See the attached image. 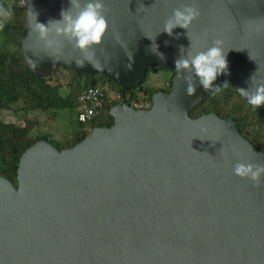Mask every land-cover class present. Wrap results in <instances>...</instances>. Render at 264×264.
I'll return each mask as SVG.
<instances>
[{"label": "water", "instance_id": "obj_1", "mask_svg": "<svg viewBox=\"0 0 264 264\" xmlns=\"http://www.w3.org/2000/svg\"><path fill=\"white\" fill-rule=\"evenodd\" d=\"M87 2L26 0L23 50L36 74L65 64L134 88L150 68H175L215 39L224 42L227 73L205 90L191 69L178 70L150 108L121 102L112 126L72 147H29L18 185L0 174V264H264V174L255 182L233 170L264 165V151L232 118L190 115L219 86L254 92L264 83V0H103L108 29L85 52L55 21ZM187 5L199 17L164 32ZM36 22L48 26L43 38ZM256 109L264 118V105Z\"/></svg>", "mask_w": 264, "mask_h": 264}, {"label": "trees", "instance_id": "obj_2", "mask_svg": "<svg viewBox=\"0 0 264 264\" xmlns=\"http://www.w3.org/2000/svg\"><path fill=\"white\" fill-rule=\"evenodd\" d=\"M26 0H0L2 9L10 16L0 22V174L18 185L17 175L23 153L40 140L51 141L60 149L72 147L82 141L95 127H110L114 118L110 111L121 102L133 105L141 102L142 93L148 109L153 97L159 91L170 92L176 68H150L146 77L134 88H125L102 73L89 75L77 71L68 65L58 64L49 76L36 74L28 65L23 41L28 34ZM164 70L170 73L167 87L151 85L152 72ZM109 83L120 97L112 99L106 95L102 100L100 115L92 121L81 122L76 115L77 128L67 142H59L49 134L38 130L40 119L34 112H51L53 119L65 109H77L79 95L89 86ZM20 104V105H18ZM30 113L24 118V124L5 122L3 111ZM214 112L221 118L237 121L241 134L249 139L256 148L264 151V118L258 115L256 107L248 104L233 85H222L190 112L199 117Z\"/></svg>", "mask_w": 264, "mask_h": 264}, {"label": "clouds", "instance_id": "obj_3", "mask_svg": "<svg viewBox=\"0 0 264 264\" xmlns=\"http://www.w3.org/2000/svg\"><path fill=\"white\" fill-rule=\"evenodd\" d=\"M70 3L75 5L76 0H70ZM104 10L103 0H88L75 16L71 15L68 10H62L61 20L55 21V23H62L64 25L62 31L75 40V47L86 52L93 45L101 43L108 29V20L104 14ZM33 14L35 15V13ZM199 15L200 12L195 6L187 5L182 10L176 9L172 18L165 23L163 31L171 35L172 30L176 27L187 29ZM9 16L10 12L0 10V17L7 18ZM51 23L53 21H49V24ZM47 27L43 23L36 22V28L39 30L42 38L47 31ZM223 43V40L215 39L213 46L207 50L177 59L175 61V68L177 70L191 69L195 76L198 77L200 85L205 90H208L212 87L218 75L227 73V51H225ZM158 55L161 59H164L162 53ZM254 76L255 74L250 78L252 81H254ZM186 82L187 94L189 96L194 95L196 89L191 77H187ZM239 92L243 97L247 98L248 104L257 108L264 105V83L257 84L254 92H249L244 88H240ZM233 170L234 174L241 178H249L252 181L259 182L261 174H264V165L237 163L234 165Z\"/></svg>", "mask_w": 264, "mask_h": 264}, {"label": "rangeland", "instance_id": "obj_4", "mask_svg": "<svg viewBox=\"0 0 264 264\" xmlns=\"http://www.w3.org/2000/svg\"><path fill=\"white\" fill-rule=\"evenodd\" d=\"M3 5L0 4V10L6 11V9H2ZM8 18V17H7ZM5 18V20H7ZM4 19V17H0V22ZM170 73L164 70H154L151 75V85L153 89L155 87H167V80L169 79ZM113 96V94H111ZM139 97L141 102L139 104H147L146 98L142 93H139ZM113 99V98H112ZM20 105V104H18ZM78 112L77 109H65L56 119H53L51 116V112H34L32 113L34 116L40 119V126L38 130L42 134H49L59 142H67L71 139L72 134L77 128L76 124V115ZM30 115V113H27ZM27 114L24 112H19L16 114L14 111H3L2 116L5 122L15 123V124H24V118L27 117Z\"/></svg>", "mask_w": 264, "mask_h": 264}, {"label": "built area", "instance_id": "obj_5", "mask_svg": "<svg viewBox=\"0 0 264 264\" xmlns=\"http://www.w3.org/2000/svg\"><path fill=\"white\" fill-rule=\"evenodd\" d=\"M111 94H113V96ZM106 95H109V97L113 99L120 97V94L116 93L109 83L89 86L84 89L79 95V120L81 122H89L97 118L101 112L102 100ZM143 105L144 104H139V102H134L132 106L136 109H141Z\"/></svg>", "mask_w": 264, "mask_h": 264}]
</instances>
